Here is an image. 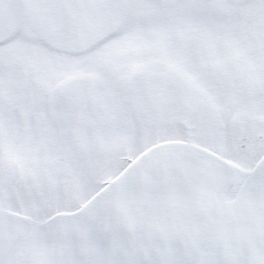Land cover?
Returning a JSON list of instances; mask_svg holds the SVG:
<instances>
[{
    "label": "snow or ice",
    "instance_id": "6c2138e0",
    "mask_svg": "<svg viewBox=\"0 0 264 264\" xmlns=\"http://www.w3.org/2000/svg\"><path fill=\"white\" fill-rule=\"evenodd\" d=\"M0 264H264V0H0Z\"/></svg>",
    "mask_w": 264,
    "mask_h": 264
}]
</instances>
